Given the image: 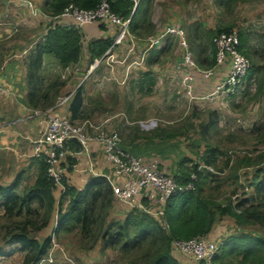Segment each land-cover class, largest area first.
<instances>
[{"label":"rangeland","instance_id":"1","mask_svg":"<svg viewBox=\"0 0 264 264\" xmlns=\"http://www.w3.org/2000/svg\"><path fill=\"white\" fill-rule=\"evenodd\" d=\"M148 13L149 24L143 30L146 33L137 36V39L142 40L141 49L138 47L131 52L126 62H123L126 52L123 54L115 51L114 58L107 57L90 68L80 69L77 82L72 81V78L78 67H65L52 75L46 73L44 77L41 69V78H37V82L44 78L47 81L45 84L54 80L67 81L68 85L64 88L66 92L60 101L68 97L69 90L83 85L85 104L81 118L75 122L90 120L97 124L104 123L103 130L107 134L118 132L123 138L122 146L136 156L142 155L139 153L145 149L143 144L130 149L127 146L132 139L137 138V134L147 141H154L156 153L167 164H171V167L164 166L174 175L182 163V169L187 172L199 164L203 170L199 181L202 183V193L217 205L225 207L232 203L236 206L240 200L247 199L249 204H257L264 209V194H254L256 170L264 168V0H152ZM169 26L184 29L194 60L198 64L199 61L203 62L201 65L204 67L201 68L205 70L215 67L212 64V59L216 57L213 38L222 32L237 31L240 40L242 35L249 39L248 46L256 53L260 75L254 74L252 78H247L238 93L224 99L214 93L217 81L223 78V73L217 71L208 81L200 78L196 80L193 94L205 99L192 100L183 83L185 74L190 70L185 68L184 50L179 39L170 35L172 37L169 41L158 48L150 46V38L164 32ZM209 30L215 31L212 44L207 38ZM34 32V29L23 27L0 42V66L7 60L11 61L16 42H21L24 49ZM166 45L164 52L160 53L159 50ZM30 55L28 52L26 59L22 60L25 69L28 68ZM255 62V58L252 59L251 63ZM144 73L148 74V79H144ZM24 81L14 84L19 88V93L25 96L21 100L28 102L29 83H25L28 90L25 95ZM67 105L69 107V104L57 107L55 112L65 115L63 107ZM88 131L94 134L92 129L88 128ZM151 141L147 142V147H153ZM145 157L160 158L155 154ZM244 157H248L246 162H242ZM7 158L6 162L0 161V185L3 186L9 184L8 180H14L17 171L22 168V163L18 162L13 153L7 155ZM33 169L27 173L25 183L18 186V193L22 194L26 187L34 184L37 177L36 164H33ZM115 206L114 202L110 213L107 212L108 218L121 222L131 209L124 210L123 216H119ZM237 210L240 212L241 209ZM214 211L216 221L211 231L215 228L225 236L236 231L234 218L220 215L216 207ZM32 217L25 210L10 217L0 207V259H5L2 264H24L25 251L16 250L15 247L13 249L4 242V236L9 231L6 226ZM47 227L40 231L32 227L28 230L32 233L31 237L38 238ZM68 234L76 237L71 241L72 247L77 253L85 255H77V260L73 258L68 264L71 261L77 264L147 262L145 244L136 250L126 251H122L120 246L103 250L101 244L93 249H85L86 243L79 228ZM51 235L49 254L60 244L57 241L58 235L55 232ZM174 257L178 260L177 256ZM53 258L54 255H46L37 264H54Z\"/></svg>","mask_w":264,"mask_h":264},{"label":"trees","instance_id":"2","mask_svg":"<svg viewBox=\"0 0 264 264\" xmlns=\"http://www.w3.org/2000/svg\"><path fill=\"white\" fill-rule=\"evenodd\" d=\"M101 1L45 0L43 9L51 15H59L71 3L84 9H93ZM220 1L226 2L227 0ZM108 2L111 9L123 19L131 18L130 30L133 34L141 36L146 33L143 30L149 24L147 16L152 0H140L136 9L134 0H108ZM214 34L215 31L209 30L207 35L208 42L211 44ZM171 37L169 36L165 42H168ZM248 41L249 39H246L244 35L241 36L240 50L251 61L255 58L256 62L252 63L246 80L252 78L254 74L260 75L256 53L252 47L248 46ZM112 43L113 38L111 37L94 40L91 49L93 59L103 56ZM166 47L167 45L159 52H164ZM81 49L82 33L79 28L62 25L48 28L44 39L37 44L35 52L28 58L27 104L43 111L55 108L65 85L64 81L59 82L58 80L48 84H45L44 79L37 82V78H41L44 54L54 55L65 68L79 62ZM215 58L214 56L212 59L213 65L216 63ZM199 63L203 66L201 65L203 62L199 61ZM147 76L148 74L144 73V79H148ZM70 101V118L78 120L82 116L85 104L83 85L77 88ZM151 142L153 147L148 148L154 149L155 142ZM68 145L72 152L82 151V146L76 140L70 141ZM33 159L37 162V177L34 184L26 187L22 194L17 192L20 174L14 183L8 186L0 185V207L6 215L12 217L25 210L29 215L34 216L14 221L10 226H6L9 231L4 236L6 239L4 242L14 246L15 249L25 251L24 264H37L42 257L48 254L52 235L39 240L31 237L32 233L28 229L32 227L40 231L47 227L56 206L58 207V220L53 234L55 232L60 236L79 228L86 243L85 249H93L101 244L103 250L120 246L122 251H126L134 248L136 250L145 244L147 246L144 252L147 258L145 264H182L173 255V240H187L209 233L216 221L214 211L216 207L220 215L234 218L237 228L236 231L226 236L220 253L216 254L209 263L201 261L198 264H264V209L260 205L249 204L247 199L240 200L236 206L232 203L225 207L217 205L202 193V183L199 181L203 170L200 169L199 164H195L189 172L182 169L181 166L184 163L179 165L178 173L175 174L178 182L182 185L192 182L194 189L180 191L168 202L165 209L168 227L163 228L155 217L137 208L131 209L121 222L109 219L108 213L113 208L116 198L113 186L105 176H91L81 189L70 185L63 178L65 190H62L58 201L54 194L58 186L49 178L47 164L36 158ZM247 159L248 157L242 158V162H246ZM208 162L210 163L209 160ZM76 163V157L67 158L68 169ZM193 174L196 175V179L192 178ZM256 175L254 194L261 196L264 194V168L256 170ZM237 209H241L240 212Z\"/></svg>","mask_w":264,"mask_h":264},{"label":"built area","instance_id":"3","mask_svg":"<svg viewBox=\"0 0 264 264\" xmlns=\"http://www.w3.org/2000/svg\"><path fill=\"white\" fill-rule=\"evenodd\" d=\"M24 1L30 6L33 16L42 14L49 23L51 22V27L62 25L81 28L87 24L98 23L106 30L112 29L115 36L112 45L106 51L105 58H114L116 48L126 40L128 41L126 59L122 60L123 62H126L130 53L138 48L137 36L130 30L131 18L123 19L115 13L108 0H102L93 9H84L71 3L59 15L44 13L31 0ZM134 1L136 5L139 2V0ZM170 35L179 39L184 50L185 68L190 71L185 74L183 83L192 100L205 99L193 94L196 80L200 78L208 81L217 71L223 73V78L217 81L214 93L225 99L239 92L252 68V63L240 50L241 40L237 31L222 32L213 38V44L217 49L216 63L214 68L208 70L201 68L194 60L185 31L181 27L169 26L164 32L150 38L151 48L160 46ZM44 36L40 41L44 39ZM0 91L7 90L0 85ZM68 99L69 96L60 104L69 101ZM34 111L35 115L42 117L43 129L39 137L32 141V156L47 164L49 178L55 185L62 187V190H65L63 178L64 169L68 167L67 158L74 153L68 144L73 140L82 146V151L88 157V170L93 174H95V164L92 159V149L93 146L101 147L106 159L112 164V178L105 177L113 186L115 198L125 203L130 209L137 208L151 214L163 228L168 227L165 216L168 202L180 191L194 189L192 182L187 185L180 184L175 175L166 170L160 158L138 157L127 151L122 146L119 133L112 131L107 134L103 130L104 123L97 124L90 120L77 123L70 117L55 114L49 109ZM88 128L92 129L94 134H91ZM114 178H117V181ZM192 178L196 179V175L193 174ZM211 232L187 240L174 239L173 255L185 256L197 264L201 261L209 263L216 254L221 252L225 241L222 236L218 238Z\"/></svg>","mask_w":264,"mask_h":264},{"label":"crops","instance_id":"4","mask_svg":"<svg viewBox=\"0 0 264 264\" xmlns=\"http://www.w3.org/2000/svg\"><path fill=\"white\" fill-rule=\"evenodd\" d=\"M31 1L42 12L45 13L43 9V3L45 0ZM50 25L51 22L49 23V21L42 14L38 15L37 17L33 16L32 10L26 1L0 0V42L4 41L5 38L11 37L12 34H14L16 31H20L23 27H27L28 29H34L36 31L33 33L34 35L29 40V43L25 45L27 47H25L24 49H22L23 47H21L23 46L21 42H16L12 50L13 56L11 57V61L7 60L4 64L0 66V85H3L7 90L6 92L0 91V161L6 162L8 159L7 155L13 153L14 157L19 160L18 162L22 163V168L18 170L16 174V178L19 174L21 175V177L19 178L20 187L22 186L21 184L25 183V179L28 178L27 173L32 171L33 164H37L36 160H34L32 156V141L39 137V135L42 133L43 126L41 124L42 117L35 115L34 110L36 109L27 104L26 101L21 100V98L25 99V96L19 93V88L16 87L15 84H20L22 80H25L23 82V86H25L24 92L25 95H27L28 90L25 85V83H27L28 81L27 68L25 69L22 66V60L26 59V55L28 54V52L31 54L35 52L37 44L41 42L40 40L48 31ZM15 27H17L18 29H15ZM79 29L82 33V49L80 60L79 62L66 67H78L77 72H74V77L72 78V81L76 80V82L77 79H79L78 76H80L81 74L80 69H84L87 67L90 68L93 64L96 65L99 60L105 58L106 52L103 56L96 57L93 59L91 49L94 40L108 37L114 39L115 36L112 29L106 30L102 25L98 23L87 24ZM127 43L128 41L126 40L120 47L116 48V52L121 51L123 52V54H125L127 49ZM137 45L141 49L142 40L138 39ZM54 57L55 56L52 54H44L42 65L43 77L46 73H50V75H52L55 71L59 72V70H63L64 67L60 64L59 60L55 57L57 59L56 60ZM44 79L45 82H47L46 78ZM84 79L85 77L83 78V80ZM14 82L16 83L14 84ZM66 85H68L67 81L65 82V85L61 90V94L59 96L55 108L49 109V111L60 115L55 111L57 110V107L61 106L60 100L63 99V95L66 92V89H64L66 88ZM78 87L76 86L73 90H69V101L63 103L62 106L69 104L70 107V100L74 96ZM69 107L68 105L67 107H63V112H65V115L63 116L70 117ZM136 136L137 138L132 139L130 141V145H128L127 147L130 149L132 146L143 144L145 149L139 153L142 155H139L138 157H145L155 154L156 156L160 157L162 163L165 166L171 167V164H167V161L162 159L161 155L156 153L155 149L147 147V139L139 137L138 134ZM73 156L76 157L77 163L73 166L71 165L70 169H68V167L65 165L66 167L64 169V178L68 181L70 185L81 189L87 183L88 179L91 176H110L112 178V164L106 159L104 151L101 147L93 146L92 149V159L95 164V174L89 172L88 170L89 161L85 152H74ZM16 178L14 180H8V185L14 183ZM114 180L117 181V178H114ZM62 189V187H57L55 189L54 194L57 199L60 197ZM115 205V212L119 216H123L122 212L124 210H130V208L125 203L117 199L115 200ZM57 220L58 207L56 206L51 221L48 227L43 230L41 236L38 237L39 240H43L44 238L51 235V233H53V230L57 226ZM211 233H215L216 237L218 238L220 236H222L223 238L226 237V234H220V231L215 228L212 230ZM75 238L76 237L74 235H70L68 233H64L58 236L57 241L60 244L54 248L53 253L47 254L52 256L54 255V264H68L69 260H72L73 258L77 260V255L85 257L84 254L81 255L80 252L77 253V250L72 247L71 241ZM13 247L14 246H12V248ZM177 258L181 263L187 262V264H197L196 262L187 259L185 256L177 255ZM4 260L5 259H0V264H2ZM72 263L74 264L75 262L71 261L70 264Z\"/></svg>","mask_w":264,"mask_h":264},{"label":"water","instance_id":"5","mask_svg":"<svg viewBox=\"0 0 264 264\" xmlns=\"http://www.w3.org/2000/svg\"><path fill=\"white\" fill-rule=\"evenodd\" d=\"M137 5H138V4H137ZM137 5L135 6V9H136Z\"/></svg>","mask_w":264,"mask_h":264}]
</instances>
